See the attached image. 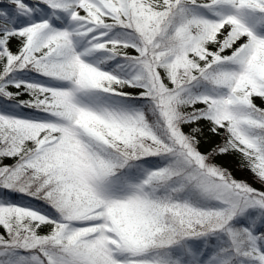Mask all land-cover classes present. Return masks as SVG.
<instances>
[{"label": "snow or ice", "instance_id": "6c2138e0", "mask_svg": "<svg viewBox=\"0 0 264 264\" xmlns=\"http://www.w3.org/2000/svg\"><path fill=\"white\" fill-rule=\"evenodd\" d=\"M0 264H264V0H0Z\"/></svg>", "mask_w": 264, "mask_h": 264}, {"label": "trees", "instance_id": "16d2710c", "mask_svg": "<svg viewBox=\"0 0 264 264\" xmlns=\"http://www.w3.org/2000/svg\"><path fill=\"white\" fill-rule=\"evenodd\" d=\"M233 168H235V162H233ZM234 175H236L237 176V178H243L244 176H242V174H241V171L240 170H238V169H236L235 171H234Z\"/></svg>", "mask_w": 264, "mask_h": 264}, {"label": "rangeland", "instance_id": "374dc122", "mask_svg": "<svg viewBox=\"0 0 264 264\" xmlns=\"http://www.w3.org/2000/svg\"><path fill=\"white\" fill-rule=\"evenodd\" d=\"M242 176H244L243 178H250V174H248L246 171H241ZM258 186V185H257Z\"/></svg>", "mask_w": 264, "mask_h": 264}]
</instances>
